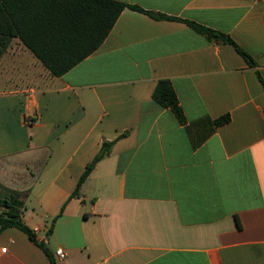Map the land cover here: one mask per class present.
Masks as SVG:
<instances>
[{"label": "crops", "instance_id": "obj_1", "mask_svg": "<svg viewBox=\"0 0 264 264\" xmlns=\"http://www.w3.org/2000/svg\"><path fill=\"white\" fill-rule=\"evenodd\" d=\"M116 1L178 19L125 8L62 76L12 39L0 61V183L26 193L23 219L54 255L63 249L57 264H264V0ZM183 20L229 35L256 66ZM161 79L185 123L154 101ZM0 264L51 263L9 227Z\"/></svg>", "mask_w": 264, "mask_h": 264}, {"label": "trees", "instance_id": "obj_2", "mask_svg": "<svg viewBox=\"0 0 264 264\" xmlns=\"http://www.w3.org/2000/svg\"><path fill=\"white\" fill-rule=\"evenodd\" d=\"M125 8L156 19H178L116 0H0V61L12 39L19 38L53 76H62L99 48ZM183 21L209 41L232 45L251 67L256 66L249 53L229 35L193 21ZM152 97L160 106L171 109L179 122L185 123L183 109L170 80H159ZM229 121L227 114L217 118L214 124L220 126ZM113 143L103 142L99 153L87 164L71 198L80 196L81 186L97 163L109 154ZM25 196L26 193L0 183V230L9 227L22 230L43 248L51 264H57L55 255L23 219ZM237 224L241 226L238 220ZM47 233H51V228Z\"/></svg>", "mask_w": 264, "mask_h": 264}, {"label": "built area", "instance_id": "obj_3", "mask_svg": "<svg viewBox=\"0 0 264 264\" xmlns=\"http://www.w3.org/2000/svg\"><path fill=\"white\" fill-rule=\"evenodd\" d=\"M26 122L28 124H31L32 123V119L26 120ZM55 255L57 257H59V258H64L65 257V253H64L63 249H61V248L56 249Z\"/></svg>", "mask_w": 264, "mask_h": 264}]
</instances>
